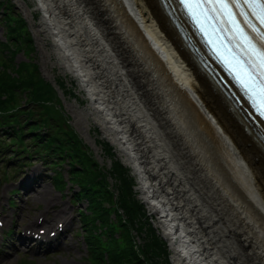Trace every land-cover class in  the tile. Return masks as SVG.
<instances>
[{
  "label": "bare ground",
  "instance_id": "1",
  "mask_svg": "<svg viewBox=\"0 0 264 264\" xmlns=\"http://www.w3.org/2000/svg\"><path fill=\"white\" fill-rule=\"evenodd\" d=\"M38 1L60 65L136 174L174 264H264L259 128L200 65L160 0ZM55 216L71 221L63 209Z\"/></svg>",
  "mask_w": 264,
  "mask_h": 264
},
{
  "label": "trees",
  "instance_id": "2",
  "mask_svg": "<svg viewBox=\"0 0 264 264\" xmlns=\"http://www.w3.org/2000/svg\"><path fill=\"white\" fill-rule=\"evenodd\" d=\"M0 9L7 14L11 43L1 44L7 50L8 60L3 68L0 67V130H5L11 139L7 144L6 139L0 137V150L18 144L23 146L21 151H28L24 143L31 136V142L38 143L34 146L35 153L69 160L71 181L79 187L74 195L77 198L86 197L89 201L87 209L90 212H82V221L87 230L91 264H157V254L165 255L163 258L171 264L168 250L160 245L157 230L151 224L147 229L150 240L148 238L142 248H134L132 232L142 227L137 223L147 216L145 206L134 189V177L117 159H113L111 170L105 173L93 161L67 119L56 110L54 88L38 76L36 64L31 61L14 62L17 50L31 53L34 45L24 19L21 16L12 17L8 11L11 8L5 6L4 0H0ZM21 43L27 44V49ZM104 144L108 154L114 158L112 147L109 143ZM17 153L20 152L17 150ZM108 175L119 181L117 194L110 188ZM53 181L56 188L66 186L59 173ZM115 202L122 211L113 208ZM111 214L115 215L117 222L112 221ZM98 229L101 233L96 232ZM100 236L108 239L102 240Z\"/></svg>",
  "mask_w": 264,
  "mask_h": 264
},
{
  "label": "rangeland",
  "instance_id": "3",
  "mask_svg": "<svg viewBox=\"0 0 264 264\" xmlns=\"http://www.w3.org/2000/svg\"><path fill=\"white\" fill-rule=\"evenodd\" d=\"M10 6L11 12H14L15 15H20L24 18V24L26 26L28 34L31 36L32 43L34 45V50L31 53L23 52L22 50L18 52L17 57L15 58V63H20L22 61H31L36 63L38 76H40L44 82H48L55 91L56 99L53 101V104L58 111L62 113L65 119H67L70 126L78 134L86 149L91 154L93 161L105 172L108 173L113 164V159L120 160L130 171V174L135 179L134 189H136L138 197L141 199L142 203L145 206V209L148 211L147 216L138 221V226L142 227L138 231H133L132 234L135 238L136 243L139 247H143L146 241L150 240V237L147 233L148 226L150 224L155 227L158 233V239L161 242V246L165 247L168 250L169 257L173 262V251L170 247L168 240L163 236L162 229L157 224L156 214L152 213L148 205L140 197V192L137 189L138 180L136 174L133 172L131 166L127 165L123 159L118 155L115 145L107 139L102 130L98 125L95 124L92 115L88 107V98L85 94V91L82 90L76 79L71 76V74L65 72L63 66L59 63V58L55 52L54 45L52 44L51 37L46 34L47 31L44 30V26H41L43 11L40 8V5L37 0H6ZM5 14L0 11V43L5 42L6 38V25H4L3 20H5ZM8 26V25H7ZM8 28V27H7ZM20 45L24 46L27 49V44L21 43ZM13 48V46L11 47ZM5 47L0 44V67L3 68V65L8 60L6 56ZM10 49V48H9ZM60 81H63L60 84ZM0 137H6V141H9L11 138L10 135L5 130H0ZM28 138L25 141V146L28 145ZM109 143L112 147V151L115 153L114 158H112L106 151L105 144ZM23 146L14 144L12 147H9V150H0V183L3 181L16 180L19 176L20 178H25L22 176V171L28 168L32 162L35 164L30 167V175L28 174L29 180H34L35 174L43 176V165L39 163V157H31L32 159L26 158L27 154L22 155L24 159L18 157H12L10 150L17 152H23L21 149ZM29 149V147H27ZM10 165H8V164ZM18 166L19 169L11 168V165ZM66 170L67 166H64ZM22 168V169H21ZM35 170V172H33ZM19 171V172H18ZM33 174L31 175V173ZM66 178L68 174L65 172ZM37 181L39 177L36 178ZM108 183L113 191L117 192L118 189V179L112 175L107 176ZM17 183L11 182L9 184H0V211L6 210L7 215L12 221H18L19 219H36L37 215L42 213V211L47 208V204L55 203L56 207L54 210L63 209L65 213L68 212V215L73 213L75 220L70 224L62 236L58 234V240L54 242L48 250V253H45L41 256H33L27 250L30 248V242H25L24 244L16 240L12 243H9V247L5 249L4 253L0 257L2 264H26L25 260H29L28 264H91L88 259V248L84 239L82 237L83 223L79 216L80 208L83 209L88 207V200L83 198L80 203H76L73 197L74 188L62 189L58 191L54 188L51 178H44V183L42 185L34 181L29 184L35 187L37 191L32 192L29 195L24 197V208L20 210L19 207L10 208L7 201L13 197L19 203L17 196L23 195L26 191L17 193L14 190H17L15 187ZM6 187V188H5ZM19 187V186H18ZM77 188V186H75ZM72 189V190H71ZM28 191V190H27ZM3 195V196H2ZM1 197H3L1 199ZM4 201V202H3ZM18 203V204H19ZM104 205L107 206V203L104 202ZM47 210V209H46ZM51 210V209H49ZM51 215V214H49ZM113 216V214H111ZM46 216V214H45ZM115 220V217H112ZM58 220H62L59 217H56L54 223ZM58 223V222H57ZM55 223V225L57 224ZM16 224L12 226V236L17 235ZM162 254H157V259L159 262L157 264H167L166 259L163 258ZM155 256L153 257V260ZM34 262V263H33Z\"/></svg>",
  "mask_w": 264,
  "mask_h": 264
},
{
  "label": "snow or ice",
  "instance_id": "4",
  "mask_svg": "<svg viewBox=\"0 0 264 264\" xmlns=\"http://www.w3.org/2000/svg\"><path fill=\"white\" fill-rule=\"evenodd\" d=\"M212 52L264 118V0H180Z\"/></svg>",
  "mask_w": 264,
  "mask_h": 264
}]
</instances>
